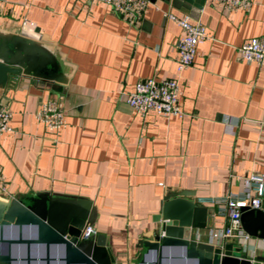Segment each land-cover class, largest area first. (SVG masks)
I'll list each match as a JSON object with an SVG mask.
<instances>
[{
    "label": "crops",
    "instance_id": "1",
    "mask_svg": "<svg viewBox=\"0 0 264 264\" xmlns=\"http://www.w3.org/2000/svg\"><path fill=\"white\" fill-rule=\"evenodd\" d=\"M163 12L188 15L214 37L197 47L181 76L183 118L141 115L120 99L141 79L176 76L182 30ZM26 21L63 56L75 97L65 109L67 126L58 131L36 120L48 97L31 84L0 99L12 113V131L0 134V171L9 197L58 193L93 201L95 229L106 236L116 264H139V238L155 227L153 217L168 191H191L196 203L237 192L242 177L264 175V66L238 53L264 36V0L231 13L212 0H151L137 21L118 16L101 0H0V29H21ZM212 222L213 228L200 231L203 241L225 225L216 212ZM12 252L14 264H27L25 248ZM244 252L264 264V239L252 237ZM30 253L29 264H46L39 258L45 248L32 246ZM63 255L51 248L55 261L49 264H64ZM164 263L197 264L179 250Z\"/></svg>",
    "mask_w": 264,
    "mask_h": 264
},
{
    "label": "water",
    "instance_id": "2",
    "mask_svg": "<svg viewBox=\"0 0 264 264\" xmlns=\"http://www.w3.org/2000/svg\"><path fill=\"white\" fill-rule=\"evenodd\" d=\"M169 2L170 0H164ZM189 3L192 0H186ZM197 4V3H196ZM42 33L24 25L21 29H0V99L28 84L48 99L59 101L67 109L74 100L68 65ZM188 190L168 191L160 212L153 217L155 227L139 238L144 249L139 264H165L168 254L179 250L197 264H254L243 246L225 244L217 247L203 241L200 231L214 227L215 209L197 205L189 199ZM242 228L251 237L264 239V202L259 209L242 208ZM98 210L93 201L58 193H40L26 199L0 196V264H14L18 258L13 248L27 251V264L32 260L31 248H45L40 260L49 264L51 248L64 251V264H116L105 235L95 229ZM31 231L30 237L24 231ZM91 233L84 236V231ZM8 231L12 237L6 236ZM33 260H36L35 258Z\"/></svg>",
    "mask_w": 264,
    "mask_h": 264
},
{
    "label": "built area",
    "instance_id": "3",
    "mask_svg": "<svg viewBox=\"0 0 264 264\" xmlns=\"http://www.w3.org/2000/svg\"><path fill=\"white\" fill-rule=\"evenodd\" d=\"M111 7L118 16L137 21L144 15L151 0H101ZM223 7L227 13L237 10L249 11L257 0H212ZM159 10V8L157 7ZM165 18L176 23L182 30L177 42L178 58L176 76L168 79L147 78L139 80L134 89L123 93L120 99L141 115L156 113L164 117L183 118L186 113L181 107V76L193 63L197 47L213 41L214 37L200 21H192L186 15L179 17L171 12H163ZM26 26L34 27V23L26 21ZM241 59L247 63L264 66V36L251 39L238 48ZM36 120L50 131H58L67 126L66 110L62 103L47 99L42 101L35 112ZM12 113L6 104L0 102V134L12 131L10 121ZM239 190L222 197L197 198L199 205L215 208L217 215L225 219L221 229L211 232L209 243L221 247L229 240L237 241L245 249L252 238L242 228V208L259 209L264 199V175L252 173L239 179ZM0 196H8L7 182L0 171ZM91 235L87 230L84 236ZM201 236V234H200Z\"/></svg>",
    "mask_w": 264,
    "mask_h": 264
}]
</instances>
